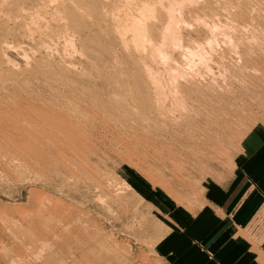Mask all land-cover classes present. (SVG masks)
Masks as SVG:
<instances>
[{
  "label": "rangeland",
  "instance_id": "374dc122",
  "mask_svg": "<svg viewBox=\"0 0 264 264\" xmlns=\"http://www.w3.org/2000/svg\"><path fill=\"white\" fill-rule=\"evenodd\" d=\"M255 127L264 0H0V264H167Z\"/></svg>",
  "mask_w": 264,
  "mask_h": 264
},
{
  "label": "crops",
  "instance_id": "0c3cea01",
  "mask_svg": "<svg viewBox=\"0 0 264 264\" xmlns=\"http://www.w3.org/2000/svg\"><path fill=\"white\" fill-rule=\"evenodd\" d=\"M226 175L200 181L197 204L155 203L167 264H264V128L242 139Z\"/></svg>",
  "mask_w": 264,
  "mask_h": 264
},
{
  "label": "bare ground",
  "instance_id": "6f19581e",
  "mask_svg": "<svg viewBox=\"0 0 264 264\" xmlns=\"http://www.w3.org/2000/svg\"><path fill=\"white\" fill-rule=\"evenodd\" d=\"M144 3V2H143ZM129 4V3H128ZM157 4V3H156ZM161 4V3H160ZM9 5V4H8ZM147 5V4H146ZM147 7V6H146ZM146 7H145V9H146ZM152 7V6H151ZM124 8V7H123ZM137 8V7H136ZM141 9H142V7H141ZM144 9V10H145ZM151 10H152V8H151ZM150 10V11H151ZM154 10V9H153ZM172 10V9H171ZM173 11V10H172ZM62 12V11H61ZM119 13V12H118ZM143 13V12H142ZM168 13V12H167ZM170 13V12H169ZM150 15V14H149ZM142 16V15H141ZM153 16V15H152ZM171 16V15H170ZM147 17H149L150 18V16H147ZM169 17V16H168ZM125 18V17H124ZM148 19V18H147ZM145 23V22H144ZM117 24V23H116ZM135 24V23H134ZM126 25V24H125ZM143 26V25H142ZM139 27V26H138ZM146 27V26H145ZM171 28V27H170ZM82 29V28H81ZM134 29V28H133ZM141 29V28H140ZM143 29V28H142ZM172 30H173V27H172ZM133 31H135V30H133ZM141 31V30H140ZM131 33H132V31H131ZM135 33V32H134ZM137 33V32H136ZM116 34V33H115ZM142 34V33H141ZM165 34V33H164ZM172 34V33H171ZM171 34H169V35H171ZM119 35H120V33H119ZM118 35V37L120 38V36ZM143 35H145L144 33H143ZM163 36H165V35H163ZM173 37L175 36V35H172ZM132 38V37H131ZM165 39V38H164ZM124 40V39H123ZM137 40V39H136ZM143 41H146V40H143ZM131 42V41H130ZM137 42H138V40H137ZM152 43V42H151ZM143 44V43H142ZM210 45V44H209ZM138 46V45H137ZM72 47V46H71ZM191 53V52H190ZM195 53V52H194ZM192 54V53H191ZM192 55H194V54H192ZM199 55V54H198ZM197 56V55H196ZM198 57V56H197ZM205 58V57H204ZM147 70V69H146ZM176 81V80H175ZM180 85V84H179ZM177 88V87H176ZM183 89V88H182ZM178 90H180V89H178ZM182 100H183V98H182ZM180 101V100H179ZM180 105H181V103H180ZM188 110V109H187ZM37 256V255H36Z\"/></svg>",
  "mask_w": 264,
  "mask_h": 264
}]
</instances>
